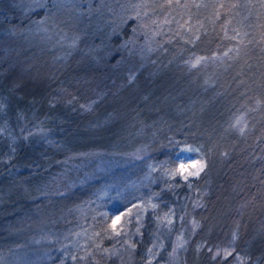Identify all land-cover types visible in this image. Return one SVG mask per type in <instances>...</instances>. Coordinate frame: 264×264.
<instances>
[{
    "label": "trees",
    "instance_id": "1",
    "mask_svg": "<svg viewBox=\"0 0 264 264\" xmlns=\"http://www.w3.org/2000/svg\"><path fill=\"white\" fill-rule=\"evenodd\" d=\"M148 1L167 26L129 47L136 17L58 46L33 27L50 0H0V264H264V0ZM183 146L198 174L161 179ZM116 187L105 220L149 198L137 229L22 248L38 222L103 226L73 205Z\"/></svg>",
    "mask_w": 264,
    "mask_h": 264
},
{
    "label": "rangeland",
    "instance_id": "2",
    "mask_svg": "<svg viewBox=\"0 0 264 264\" xmlns=\"http://www.w3.org/2000/svg\"><path fill=\"white\" fill-rule=\"evenodd\" d=\"M70 0H50V3L44 5L46 9L45 19L43 22H37L33 24L35 26V30H42L39 33V37L44 38L46 40L52 41L55 45H64L68 43H73L76 39V33L78 30H83L86 28V24L90 25L92 30H97V32L102 29L103 24H107L109 28H114L117 25V20L121 16L128 17H136L138 26L135 32L132 30V34L130 39L126 43H129L130 46L138 45L139 47H147L150 45L148 40L147 31L150 30L151 32H160V28L157 25L167 26L168 20L165 19L163 16H157V11L153 10L151 4L148 0H95L97 7L96 8H103V14L96 15H89V13L84 14H76L67 12L65 13L64 8L68 6L67 3ZM72 1V0H71ZM112 2V3H110ZM38 3H24L22 4L24 9L28 7H32L33 5H37ZM95 4V3H94ZM111 7L113 10L111 12ZM118 8L115 10V8ZM60 11H63L65 14L60 15ZM154 11V12H153ZM83 15H85L83 17ZM150 16V20L147 22L142 21L144 16ZM157 16V17H156ZM76 19V20H75ZM78 19V20H77ZM141 20V21H140ZM75 22L78 25L75 28L72 22ZM119 23V22H118ZM80 27V29H78ZM77 30V31H76ZM108 29L107 31H109ZM42 33V34H41ZM139 34V38H138ZM122 44L124 42L122 41ZM137 46V47H138ZM202 165V161L195 152L194 148L189 146H183L180 151L175 155V162L168 163L167 161H161L155 164L152 168L157 169V175L161 177V179H168L173 175L177 174L181 177L188 175L190 173H196ZM119 192V193H118ZM125 193L124 188L120 189L116 187L115 192H96L95 196L92 198L91 202L87 204L84 209V203H77L76 206L73 205L75 211H82L84 214H88L89 216L95 217L97 215L101 216L100 223L103 226L97 224V222H93L88 227L79 226L78 221L76 220L74 223L65 225L61 232H55L49 234L47 236H41L43 230L49 228L48 226L45 227L42 225L41 222H38L34 229L36 228L35 234L31 237L29 242L22 246V248H31L34 249V244L40 241H44V243H49L44 245L42 248H38V250L49 252L52 249V253H55L53 249L57 250L56 242L58 241H65L64 238L70 239L67 241L71 243L72 247L75 246H83L87 244V241H96L95 237L98 235H102L106 232L108 227V223L111 224V230L113 229L115 232L118 231H125L126 228L132 226L133 228L137 229L140 223V218L145 210V208L151 204L149 198L142 199L140 196L136 197L130 206H126L123 209L118 211L112 212L110 215V220L108 223L106 222V218L108 216V212L111 206L118 202ZM170 221V216L165 215V217L161 220L162 223L168 224ZM163 224V225H164ZM31 243V244H29ZM30 249V250H31ZM48 258V257H47ZM41 264L44 263V260L41 261ZM80 264V263H76ZM153 264H160V263H153Z\"/></svg>",
    "mask_w": 264,
    "mask_h": 264
},
{
    "label": "snow or ice",
    "instance_id": "3",
    "mask_svg": "<svg viewBox=\"0 0 264 264\" xmlns=\"http://www.w3.org/2000/svg\"><path fill=\"white\" fill-rule=\"evenodd\" d=\"M190 174L195 175V174H198V173H190Z\"/></svg>",
    "mask_w": 264,
    "mask_h": 264
}]
</instances>
